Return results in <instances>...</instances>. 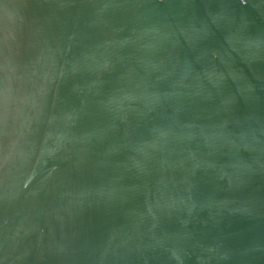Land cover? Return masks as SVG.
<instances>
[{
  "label": "water",
  "instance_id": "1",
  "mask_svg": "<svg viewBox=\"0 0 264 264\" xmlns=\"http://www.w3.org/2000/svg\"><path fill=\"white\" fill-rule=\"evenodd\" d=\"M0 264H264V0H0Z\"/></svg>",
  "mask_w": 264,
  "mask_h": 264
}]
</instances>
